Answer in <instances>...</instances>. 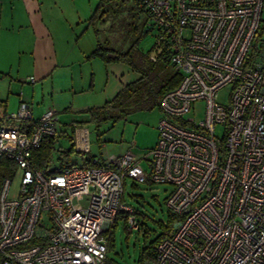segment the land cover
<instances>
[{"label":"built area","instance_id":"1","mask_svg":"<svg viewBox=\"0 0 264 264\" xmlns=\"http://www.w3.org/2000/svg\"><path fill=\"white\" fill-rule=\"evenodd\" d=\"M137 1L181 74L161 97L156 144L61 171L35 168L30 150L55 134L59 117L48 108L32 121L20 101L0 119V156L21 172L16 197L12 178L0 186V264H113L105 233L120 213L138 228L122 200L126 179L171 185L165 204L177 219L143 264H264V0ZM197 100L200 121L188 115Z\"/></svg>","mask_w":264,"mask_h":264},{"label":"rangeland","instance_id":"2","mask_svg":"<svg viewBox=\"0 0 264 264\" xmlns=\"http://www.w3.org/2000/svg\"><path fill=\"white\" fill-rule=\"evenodd\" d=\"M39 13L42 21L47 26H58L60 30L77 31V35H85L79 43L87 44L94 42L95 33L91 16L98 7L104 12L102 18L95 19L94 25L98 29V39L109 40L111 45L126 46L134 40L144 30L146 25L145 16L138 10L135 0H38ZM99 11V12H100ZM18 17V16H17ZM136 30L134 25H138ZM12 35L6 34L9 40ZM30 36V34H29ZM28 36V37H29ZM79 38V37H78ZM77 38V39H78ZM155 30L150 29L140 36L138 44L143 52L156 55ZM231 92L230 85H225L218 90L217 101L226 104ZM59 124L58 130L69 131L68 124L74 119H84L86 115L79 112L65 111L64 108L57 109ZM205 113V103L197 100L193 103V109L188 113L195 121L203 119ZM161 117V111L157 108L151 110H139L128 114L124 119L116 122L106 121L99 125V143L96 142V131L90 122L84 123L88 136V149L86 156L101 157L111 154L114 148L121 145L123 153L131 148L133 152L142 154L154 147L158 138L157 123ZM225 133V124L217 123L214 126V134L221 138ZM57 145L62 148L69 146V142L64 136H58ZM124 148V149H123ZM149 155V154H148ZM150 156V155H149ZM70 159L76 165L80 164V155L75 152L70 154ZM142 166L146 167V161H142ZM21 172L16 171L12 176L9 189V197H16L20 186ZM171 190L170 184L158 183L154 181H131L126 179L122 200L133 207L134 220L138 228L126 227L123 218L129 213H121L123 218H118L113 231V247L107 250V256L116 264H138V257L141 248L152 240L161 231L160 224H166L168 218V208L165 198ZM128 219H126V222ZM142 228L139 229V227ZM144 229L148 231L144 236ZM107 237V233H105Z\"/></svg>","mask_w":264,"mask_h":264},{"label":"crops","instance_id":"3","mask_svg":"<svg viewBox=\"0 0 264 264\" xmlns=\"http://www.w3.org/2000/svg\"><path fill=\"white\" fill-rule=\"evenodd\" d=\"M76 32L60 30L54 23L47 26L41 19L38 0H0V119L15 111L20 101L31 105L33 119L48 108L57 114L59 107L82 114L85 108L111 99L139 77L124 62L105 61L100 56L87 58L96 38L95 45L90 37L89 43L81 44L85 35ZM6 34L12 35L9 40ZM57 132L65 137L68 131ZM73 142L80 159L86 156V128L74 125ZM112 151L123 150L119 145Z\"/></svg>","mask_w":264,"mask_h":264},{"label":"trees","instance_id":"4","mask_svg":"<svg viewBox=\"0 0 264 264\" xmlns=\"http://www.w3.org/2000/svg\"><path fill=\"white\" fill-rule=\"evenodd\" d=\"M137 3L138 10L145 16L146 25L145 29L134 40L130 41L126 46L111 45L109 40L101 41L98 39V29L95 27L94 22L97 18H102L104 12H101L98 7L94 10L91 16L93 31L96 37V45L93 50L86 56L87 58L93 56H100L105 61H119L128 64L135 72L139 74V77L132 82L124 85L111 99L104 101L97 106H90L82 110L86 117L73 121L74 125L83 126L84 123L90 122L93 124V128L96 131V142L99 143L100 132L98 127L101 123L110 121L116 122L120 119H124L128 114H131L139 110H151L157 108L161 111L160 100L162 95L177 86L180 81L181 74L174 68V65L170 62V50L165 44L156 45V31H155V43L156 55L149 54V52H143L140 49L138 40L145 32L151 29L148 26L149 19ZM100 11V12H99ZM264 21V20H262ZM138 25H134L135 29H138ZM261 29H264L262 24ZM154 56V59L151 58ZM28 103V102H27ZM162 115V113H161ZM38 118V117H37ZM33 119L32 121L36 120ZM59 123V122H58ZM74 125L70 124V130L65 133V137L69 142V146L62 148L57 145L58 129L53 135H45L42 137L40 144L37 147H33L30 150L29 160L35 168L51 167L52 172L61 171L62 169L71 165H76L70 159L72 152L75 150L73 142V129ZM58 126V124H57ZM94 156H83L79 165H90ZM104 159V157H98ZM16 163L12 157L6 155L0 156V186L2 181L8 177L12 178L16 173ZM148 181V179H147ZM133 208V207H132ZM134 210V209H133ZM135 214V211H134ZM123 218L120 213L118 218ZM126 222V218H123ZM177 219V216L168 210V218L166 224L161 225V231L150 240L146 245L141 248L138 264H143L145 261H151L156 255L157 244L169 236L172 231V225ZM116 222L113 223L108 229L107 233V250L113 247V231L115 229ZM142 226L139 227V229ZM148 231L144 229V236ZM33 242V241H31ZM3 259V255L0 253V263ZM110 259V258H109ZM111 260V259H110ZM112 261V260H111ZM113 264H116L112 261Z\"/></svg>","mask_w":264,"mask_h":264}]
</instances>
